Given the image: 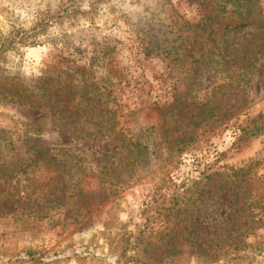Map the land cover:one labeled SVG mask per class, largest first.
Listing matches in <instances>:
<instances>
[{"label": "rangeland", "instance_id": "rangeland-1", "mask_svg": "<svg viewBox=\"0 0 264 264\" xmlns=\"http://www.w3.org/2000/svg\"><path fill=\"white\" fill-rule=\"evenodd\" d=\"M200 1L0 0V264H264V0L258 29ZM61 69L82 115L14 101Z\"/></svg>", "mask_w": 264, "mask_h": 264}, {"label": "trees", "instance_id": "trees-1", "mask_svg": "<svg viewBox=\"0 0 264 264\" xmlns=\"http://www.w3.org/2000/svg\"><path fill=\"white\" fill-rule=\"evenodd\" d=\"M209 1H214V4L218 6V11L222 10L224 11V8L226 5H229L232 9L231 12H237L238 14V18H230L229 20H226L223 28L227 29H235L244 25H252L255 29H258L261 24H259V20H257L258 17L255 16L254 13V3L255 0H204V1H200V2H204V6L205 4H207ZM223 1V2H222ZM203 12L201 13V17H204L205 20L206 18H208V14L206 11L202 10ZM213 42L216 44L218 43V39H214ZM203 56V57H202ZM198 57L201 58L202 61L205 60H209V56L207 54L202 55V53L198 54ZM47 79H44V81H42V83H40L37 86V90L35 92H33L34 94L31 95H22V98L14 100L18 105H22V106H27L30 108H35V109H40V110H44L46 111L48 114L50 115H56V121L58 122H62L65 118V115L67 113H69V108L73 106L74 108V112L73 114L78 116V115H82L79 114V112L81 111L82 106V101H81V97L79 96V94H77V97L75 99L74 102H72L69 105V101H67L66 98V87H67V79L69 78L68 72L64 69L61 70H57V72H55L54 74L51 73L49 76L46 77ZM80 79V77H78ZM76 87V86H75ZM23 91H28L27 88H23L22 89V93ZM26 93V92H24ZM13 95H15V92H13ZM82 113V112H81ZM256 120H251L250 123L247 122L246 124H242L241 126H238V130H239V134L237 137V140H244L247 138V136L250 135H257L258 132L262 129V124H255ZM134 145L137 147V145L134 143ZM142 146V145H141ZM42 151H46V148L41 147L40 148ZM139 148H136V151L138 152ZM80 159L79 157L76 158V162H78ZM99 173L102 174H108L107 170H103V171H99ZM236 171H232L231 174H233V176L236 175ZM203 175L204 172H200V176H198L195 180H193L196 183H200L202 184L203 182ZM229 176V175H228ZM233 179V178H232ZM192 181V182H193ZM242 179H240L238 182H241ZM231 188L234 187L233 185H229ZM238 186V184H236V187ZM206 190H204L205 192ZM200 192V190H199ZM248 195V194H247ZM170 199H172L173 204L175 206L181 204V203H186V199L187 197L184 195L182 196H177L175 194H171L169 195ZM264 198V197H263ZM261 213L260 210L253 212V215H256L257 213ZM264 211H262L263 213ZM201 213H204L205 215L201 216ZM252 214H247V218L248 220H246L247 222L250 221V219L253 216ZM210 215L207 214V212L205 210H202V208H200L199 214L197 216V221L199 222L201 219H205L208 218ZM230 221V220H228ZM246 222V223H247ZM231 223V222H230ZM210 223H208L207 226H209ZM244 224V223H243ZM204 223L200 222V225H197L195 227V231L197 232V230H201V228H203ZM210 228V227H208ZM209 230V229H208ZM204 231L201 234L205 235L204 240L201 241H195V250H196V256H201L203 260H201V262H212V258H210L211 253H215V255L220 254L222 255V257H226L228 255H233L234 252L237 250V246L239 244H241L243 242L242 238H239V236L243 235L244 231L242 229V231H238V233H236L234 236L233 235H227L225 236V238H223L222 240H218L219 238L216 239V235L212 234L209 231ZM215 231V230H214ZM210 237V239H209ZM211 240L213 241V243L211 242ZM255 246L259 247V249H261V245L264 244V240H260L259 242L256 241L254 242ZM213 244V247H211ZM237 245V246H236ZM219 248L221 249L220 252ZM214 259H216V256L213 257ZM235 256H231L229 258V260L234 259ZM200 262V263H201Z\"/></svg>", "mask_w": 264, "mask_h": 264}]
</instances>
